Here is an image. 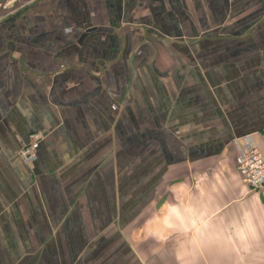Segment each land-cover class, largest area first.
<instances>
[{"label": "crops", "instance_id": "1", "mask_svg": "<svg viewBox=\"0 0 264 264\" xmlns=\"http://www.w3.org/2000/svg\"><path fill=\"white\" fill-rule=\"evenodd\" d=\"M252 147L264 0H25L0 17V264H264V190L236 166Z\"/></svg>", "mask_w": 264, "mask_h": 264}, {"label": "built area", "instance_id": "2", "mask_svg": "<svg viewBox=\"0 0 264 264\" xmlns=\"http://www.w3.org/2000/svg\"><path fill=\"white\" fill-rule=\"evenodd\" d=\"M42 135H34L19 151L21 161L31 164L37 157ZM237 169L251 191L264 190V155L256 147L245 149L239 155Z\"/></svg>", "mask_w": 264, "mask_h": 264}, {"label": "water", "instance_id": "3", "mask_svg": "<svg viewBox=\"0 0 264 264\" xmlns=\"http://www.w3.org/2000/svg\"><path fill=\"white\" fill-rule=\"evenodd\" d=\"M25 3V0H17V3L14 5V7L10 9H0V17L9 15L13 13L14 11L18 10L23 4Z\"/></svg>", "mask_w": 264, "mask_h": 264}, {"label": "rangeland", "instance_id": "4", "mask_svg": "<svg viewBox=\"0 0 264 264\" xmlns=\"http://www.w3.org/2000/svg\"><path fill=\"white\" fill-rule=\"evenodd\" d=\"M10 7V6H9Z\"/></svg>", "mask_w": 264, "mask_h": 264}]
</instances>
